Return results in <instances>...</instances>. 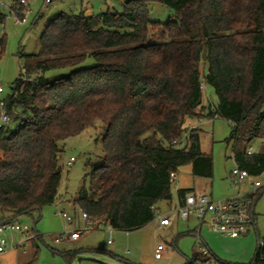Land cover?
Masks as SVG:
<instances>
[{"label":"trees","instance_id":"obj_1","mask_svg":"<svg viewBox=\"0 0 264 264\" xmlns=\"http://www.w3.org/2000/svg\"><path fill=\"white\" fill-rule=\"evenodd\" d=\"M151 1L175 17L152 20ZM123 2V12H61L42 32L40 51L21 53L24 71L4 98L15 125L0 130V224L59 199L60 143L98 121L106 126L103 162L73 204L125 232L146 226L158 203L172 200L171 173L190 164L193 176L213 178V157L202 151L201 129L186 128L188 117L226 118L233 124L226 140L236 146L264 139V0ZM7 17L0 7V27ZM5 43L0 37L1 53ZM62 68L70 72L46 78ZM204 85L216 104H203ZM184 135V145L173 142ZM233 156L251 176L264 172V152L235 147ZM193 191L177 194L183 201ZM257 238L253 258L234 264H264ZM72 254L63 256L71 262ZM206 262L196 254L187 264Z\"/></svg>","mask_w":264,"mask_h":264},{"label":"rangeland","instance_id":"obj_2","mask_svg":"<svg viewBox=\"0 0 264 264\" xmlns=\"http://www.w3.org/2000/svg\"><path fill=\"white\" fill-rule=\"evenodd\" d=\"M18 1L0 0V5L1 2L8 4L7 8L0 6L8 15L5 24L0 27V37L6 38L2 53L0 46V85L4 88V92L0 93V100L11 92L12 83L20 76L22 69L24 71L26 60L21 57V53L30 55L40 51L41 34L54 16L61 12L77 13L82 10L89 15L107 10L113 12L124 10V0H53L51 3H45V0H30L27 22L18 23L14 17L15 12L11 10L14 5H18ZM148 8L152 20L164 23L175 17L172 8L158 1L149 2ZM91 64H94L93 59H88L85 63ZM69 72V68H62L49 71L45 76L52 80ZM203 90V104H216L217 96L214 89L204 85ZM14 125L13 120L12 127ZM232 125L221 116L188 117L186 128L201 129V148L203 152L213 157L214 176L210 179L195 177L192 175L190 164L180 168L178 180L172 183V200L161 201L157 205L162 214L171 215L174 219L170 226L159 227L156 214L153 221L138 230L131 232L116 230L103 222L99 226L96 224L83 231L77 240L70 239L57 243L55 241L57 236L70 234L85 226L82 210L74 205L72 200L82 188L89 186L90 172L103 162L102 140L106 126L102 121H98L80 134L64 140L60 143L62 180L59 186V199L41 210L16 218L22 227L32 230L36 228L42 238L25 241L19 248H11L10 246L24 240V236L10 230L0 232V240L4 239L7 243V250L0 251V264H19L20 261L28 262L26 264H187V261L196 254L202 259L207 258L203 255L202 246H205L212 256L205 264H214L218 261L232 264L248 263L257 248V233L261 239L264 238V172L258 176H251L247 183L238 189L231 176L233 169L236 168L233 155L235 147L238 150L252 147L254 153L264 152V139L256 137L248 145L236 146L233 140H226L231 133ZM183 139L184 145L186 135ZM71 157L75 160L70 164ZM255 179L260 180L263 185L259 190L262 195L255 204L257 233L253 230L246 236L238 238L223 236L212 232L207 224L200 226L196 214L185 220L179 218L173 211L178 202V186L189 187L194 185V182L205 183L208 195L219 199L238 190L251 192ZM62 212H66L73 220L67 221L60 214ZM199 226L200 238L194 232ZM160 244L164 249L161 258H156V248ZM67 252L73 253L71 262L63 256V253Z\"/></svg>","mask_w":264,"mask_h":264},{"label":"built area","instance_id":"obj_3","mask_svg":"<svg viewBox=\"0 0 264 264\" xmlns=\"http://www.w3.org/2000/svg\"><path fill=\"white\" fill-rule=\"evenodd\" d=\"M53 0H45V3H51ZM30 0H19L18 5H14L11 10L15 12V19L18 23L27 22ZM1 7L7 8L8 4L1 2ZM20 10V8H22ZM4 92V88L0 85V93ZM12 127V118L8 114V111L5 106L4 99L0 100V130H7ZM184 139H176L173 142L176 145L182 146ZM248 154H253L252 147L247 148ZM75 160L74 157H71L69 163ZM233 182L235 186L240 189L241 186L245 185L249 178L251 177L248 170L240 168L236 165V168L233 169L231 173ZM178 180V173H171V181L176 182ZM253 190L251 192H237L225 196L219 199H214V197L199 192H189L185 195L183 201L175 207V212L182 219H190L192 214H196L199 218L200 226L207 224L209 229L215 233L221 234L223 236H228L232 238H238L240 236H246L249 232L257 230L256 228V217H255V197L258 194L260 188H262V182L258 179H255L252 183ZM73 201V200H72ZM156 214L158 215L159 225L168 226L172 222L171 215L162 214L161 210L156 206ZM67 221L71 222L73 218L69 216L66 212L60 213ZM82 218L85 220V226L80 229L71 232L67 235H59L55 238L57 243L65 240H77L83 231L89 230L92 226H99L100 224L92 220L89 215L82 211ZM103 223V222H102ZM15 231L24 236V240L20 241L18 244L10 246L11 248L22 247L25 241L32 239L40 238L41 235L35 229H26L21 226L19 222L15 219L3 221L0 224V232L5 231ZM112 233V230L110 231ZM200 238V237H199ZM112 240H109L111 242ZM1 248L0 251L7 250V243L4 239L0 240ZM259 244L261 247H264V239H259ZM164 249L162 244L158 245L156 248L155 256L156 258H161V253ZM203 254H208V251L202 246ZM209 255V254H208ZM199 264V263H198ZM201 264V263H200ZM214 264H220L214 262Z\"/></svg>","mask_w":264,"mask_h":264},{"label":"crops","instance_id":"obj_4","mask_svg":"<svg viewBox=\"0 0 264 264\" xmlns=\"http://www.w3.org/2000/svg\"><path fill=\"white\" fill-rule=\"evenodd\" d=\"M180 188H193L194 189V192H199V193H206V194H208L207 193V190H208V188H207V185L204 183H197V182H194V185H192V186H189V187H183V186H178V189H180ZM177 192H178V190H177ZM236 191H234V192H232L231 194H233V193H235ZM231 194H229V195H231ZM229 195H227V196H229ZM177 198H178V202H177V205L175 206V207H177L178 205H179V203L182 201L180 198H179V196H178V194H177ZM174 212H175V210H173ZM254 212H255V208H254ZM177 213V212H176ZM178 215V214H177ZM179 217V216H178ZM255 217H256V219H257V216H256V214H255ZM180 218V217H179ZM197 218H198V216H197ZM199 219V218H198ZM174 221V219L172 218V222ZM172 222H171V224H172ZM170 224V225H171ZM170 225H168V226H170ZM168 226H160L159 225V227H168ZM256 228H257V222H256ZM35 230H36V228H34ZM200 231H201V229H200V226L197 228V230H195L194 232L197 234V236L198 237H201V235H200ZM255 231V230H254ZM213 232V231H212ZM256 233H257V230L255 231ZM215 233V232H214ZM259 234L257 233V236H258ZM232 238V237H231ZM31 241V240H30ZM205 247V246H204ZM205 249L208 251V254H203V255H206V257L207 258H205L204 260H208V258H210V260H211V253H210V251L205 247ZM26 254V253H25ZM26 263H28V262H22V261H20L19 262V264H26Z\"/></svg>","mask_w":264,"mask_h":264}]
</instances>
